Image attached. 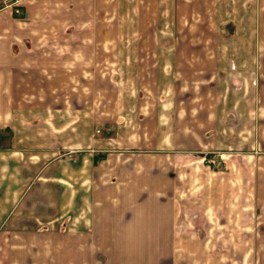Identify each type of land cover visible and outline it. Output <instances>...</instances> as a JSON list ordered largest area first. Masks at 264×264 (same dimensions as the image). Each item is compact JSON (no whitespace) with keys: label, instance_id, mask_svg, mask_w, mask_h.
<instances>
[{"label":"crops","instance_id":"1","mask_svg":"<svg viewBox=\"0 0 264 264\" xmlns=\"http://www.w3.org/2000/svg\"><path fill=\"white\" fill-rule=\"evenodd\" d=\"M106 2L0 0V264H264V0H114L128 12L115 20L96 17ZM145 11L249 34L230 36L238 48L216 34L210 50H186L195 40L179 29L155 40ZM95 47L112 74L162 76L152 129L136 121L93 136L75 87ZM196 75L215 80L199 86L210 103L200 91L187 99ZM63 138L80 148L77 163L56 156ZM215 150L221 170L206 158Z\"/></svg>","mask_w":264,"mask_h":264},{"label":"rangeland","instance_id":"2","mask_svg":"<svg viewBox=\"0 0 264 264\" xmlns=\"http://www.w3.org/2000/svg\"><path fill=\"white\" fill-rule=\"evenodd\" d=\"M143 1L148 2V4H150V2H152L153 0H143ZM113 2L114 0H107L105 5L106 9L105 10L102 9L101 11L97 10L96 17L112 19V20L127 18L128 16H126L127 15L126 13L128 12L124 11L121 14H119L118 12L117 15V12L113 11L110 8L113 5ZM261 7L264 8V3L263 5H261ZM16 13L19 16H24V12L20 8L18 11H16ZM261 15H263V19H264V13ZM152 17L154 18V22H155L153 26L155 29V33H154L155 40H158L160 42H166L167 40H169V38H175V37L178 38V35L176 34V30L179 29L181 35L180 37L182 38L183 41H187L191 38L195 40L193 42H188V41L182 42V46L186 45L185 47L187 49L184 48L186 50L189 49L195 50L196 48H201L205 51L210 50L211 49L210 47L213 44V42H210L211 38L213 35L216 34L222 36L220 39L221 41L225 39L228 40L227 42L229 43L226 42L227 44L224 43V45H226L229 49L233 48L234 46L238 48V46L240 47L241 44L236 42V39H234L235 42H233L232 39H229L230 36L234 35L235 33L249 34L247 27H242V26L236 27L231 22V20L228 21L230 23L227 22L225 26H220V27H206V26H195V25L187 26L184 24L181 28V27H175L173 25H168L169 22L167 20H169V17H171L169 12H159V14L155 12L153 15V12L149 11L148 16H146V11H145V16H143V19L148 20V18H152ZM200 20L201 19H199L198 22ZM165 21H167L166 25L161 27L156 26L157 22L163 23ZM186 22L189 23L188 21ZM146 28L148 30L144 31V33L140 35L138 33L139 35L138 41H140L138 47H140V52H141L140 54H143L144 56H148V53L154 52L152 49L148 48L151 46L150 43L152 44V42L150 41L152 37L151 31L153 29L150 26L145 27V30ZM255 29H257V27H255L254 29L252 28L253 31H256ZM218 30L219 33H217ZM262 30H263L262 33L264 34V28H262ZM140 31H142L141 28ZM118 45L119 46L123 45L124 46L123 49L127 50L126 48H128V46H130L131 44L118 43ZM262 45L264 46V44ZM110 47L113 48V44L110 45ZM251 49H257V44L251 43ZM95 50L96 51L94 53L93 64L90 69L91 73L84 75L81 74L76 75V87H75L76 106L79 105L84 106L82 104H83V100H85L84 104L86 108L90 107L92 114L90 125L93 136L98 138L111 137L112 134L117 129H120L124 126L129 127L128 124H131V122L132 124L134 122L136 123V121H138L136 124H140L141 126L144 125V127L152 129V126H154V124H152V122L150 121L148 122L146 121H147V117L153 118V116L157 113L156 105L159 104L157 103V100L160 98V96L163 97L164 93L159 92V90L157 89L160 85L161 82L160 80L162 76H156V75L149 76L142 74L140 75L112 74L115 70L114 69L115 67H113L114 66L113 63L111 64L109 62V59L103 58V57H108L107 54L110 53L103 51L100 52L97 47H95ZM184 77L185 75L184 76L182 75L183 82H184ZM202 77L204 81L208 84V87L216 83L215 80H208L207 75H203V76L196 75V76H188V77L186 76L187 78L186 79L187 82L185 84L186 87L194 86V87H198V89L189 87V89H186L185 95L187 96L188 99L189 97L191 98V96H193L195 93H198L200 91L203 93L202 95L207 96V97L205 96L204 98L206 102L210 103L209 93L211 92V89L208 88V89H204L203 91V88L202 90L201 88H199L200 83H203L201 82ZM195 78L197 79L195 80ZM138 85L143 87V90L139 89L140 87ZM183 93L184 92H182V95ZM183 100L185 99L182 98V101ZM141 112L142 113L144 112V114H148V115L151 114L152 116L145 115L144 118ZM116 120L119 121V123L121 124L117 128L116 126L113 125L115 124ZM126 122L128 123L126 124ZM82 130L83 128H80V131ZM63 139L64 140L60 139V147L58 150L59 152L57 153L58 155L56 156L59 157L60 159L62 158L65 159L67 157H70L71 162L77 163V159H76L77 156H74V154H78L79 152L76 151H79L80 148L78 149L74 148L75 150H72L66 147L64 143L65 138ZM118 147L129 148L128 146L123 145V143L120 144ZM113 148H114L113 145L107 146V149H113ZM81 149L84 148L81 147ZM215 152H216L215 156H213L214 153L211 154L209 152L206 158H214L213 163H211L213 166L212 168H214L215 170L216 169L221 170L224 164L223 161L221 160L222 158L221 156L223 155L221 154V152H219L218 154L217 150H215ZM206 158L204 160L205 162H207ZM63 220H66V218H64ZM72 224H74V222H71V226ZM65 226H67L66 221L63 222L62 224L60 223V227L65 228ZM218 257L220 258L221 256Z\"/></svg>","mask_w":264,"mask_h":264}]
</instances>
